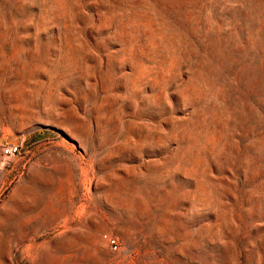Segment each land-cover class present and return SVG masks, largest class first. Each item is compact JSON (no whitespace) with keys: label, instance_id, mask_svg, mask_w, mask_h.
Returning <instances> with one entry per match:
<instances>
[{"label":"rangeland","instance_id":"374dc122","mask_svg":"<svg viewBox=\"0 0 264 264\" xmlns=\"http://www.w3.org/2000/svg\"><path fill=\"white\" fill-rule=\"evenodd\" d=\"M0 264H264V0H0Z\"/></svg>","mask_w":264,"mask_h":264},{"label":"built area","instance_id":"2783aa9c","mask_svg":"<svg viewBox=\"0 0 264 264\" xmlns=\"http://www.w3.org/2000/svg\"><path fill=\"white\" fill-rule=\"evenodd\" d=\"M19 151H20V145L15 144V143L8 144L7 146H5V147L3 146L1 148V153L4 157L14 156V155L18 154ZM109 245H110L112 250H116L118 248V243H117L115 238L109 239Z\"/></svg>","mask_w":264,"mask_h":264}]
</instances>
